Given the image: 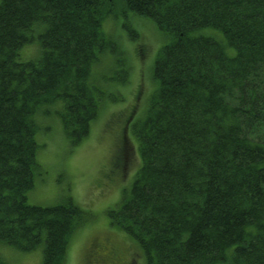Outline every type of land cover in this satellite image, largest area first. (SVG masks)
<instances>
[{
	"label": "trees",
	"instance_id": "trees-1",
	"mask_svg": "<svg viewBox=\"0 0 264 264\" xmlns=\"http://www.w3.org/2000/svg\"><path fill=\"white\" fill-rule=\"evenodd\" d=\"M118 4L152 20L164 43L134 129L141 167L110 217L147 264H264V0H0V244L41 246L39 264H64L86 220L70 199L28 202L35 119L54 112L72 145L87 136L104 94L90 68L116 49L103 21ZM36 39L39 55L22 59ZM103 242L90 248L100 264L112 250Z\"/></svg>",
	"mask_w": 264,
	"mask_h": 264
},
{
	"label": "rangeland",
	"instance_id": "rangeland-1",
	"mask_svg": "<svg viewBox=\"0 0 264 264\" xmlns=\"http://www.w3.org/2000/svg\"><path fill=\"white\" fill-rule=\"evenodd\" d=\"M124 24L133 28L135 37L129 36ZM103 33L114 37L116 49L108 50L90 68V81L104 93L96 117L89 123L87 136L72 145L54 112L36 113L38 170L27 200L52 205L70 199L85 213L86 220L72 233L64 264H100L94 253L90 256V248L97 242L104 241V245L106 240L112 242V250L110 254L105 249L109 254H104V264H147L137 238L122 230L110 211L122 205L141 167L134 129L156 93L153 62L164 39L152 20L131 12L123 14L119 4L104 19ZM115 50L122 65L118 74ZM39 52L36 39L21 48L20 57L31 59ZM125 69L128 75L124 79ZM121 77L124 82L118 80ZM111 166L113 173L109 174ZM0 255L7 264H39L42 248L23 252L0 244Z\"/></svg>",
	"mask_w": 264,
	"mask_h": 264
}]
</instances>
